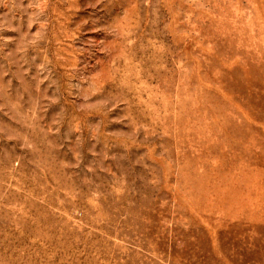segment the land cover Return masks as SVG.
I'll return each instance as SVG.
<instances>
[{
    "label": "rangeland",
    "instance_id": "rangeland-1",
    "mask_svg": "<svg viewBox=\"0 0 264 264\" xmlns=\"http://www.w3.org/2000/svg\"><path fill=\"white\" fill-rule=\"evenodd\" d=\"M0 264H264V0H0Z\"/></svg>",
    "mask_w": 264,
    "mask_h": 264
}]
</instances>
